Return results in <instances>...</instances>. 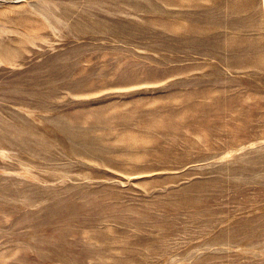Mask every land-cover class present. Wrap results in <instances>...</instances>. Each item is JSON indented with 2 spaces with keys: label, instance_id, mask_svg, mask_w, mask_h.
Here are the masks:
<instances>
[{
  "label": "rangeland",
  "instance_id": "374dc122",
  "mask_svg": "<svg viewBox=\"0 0 264 264\" xmlns=\"http://www.w3.org/2000/svg\"><path fill=\"white\" fill-rule=\"evenodd\" d=\"M0 264H264V0H0Z\"/></svg>",
  "mask_w": 264,
  "mask_h": 264
},
{
  "label": "bare ground",
  "instance_id": "6f19581e",
  "mask_svg": "<svg viewBox=\"0 0 264 264\" xmlns=\"http://www.w3.org/2000/svg\"><path fill=\"white\" fill-rule=\"evenodd\" d=\"M170 1V0H169Z\"/></svg>",
  "mask_w": 264,
  "mask_h": 264
}]
</instances>
